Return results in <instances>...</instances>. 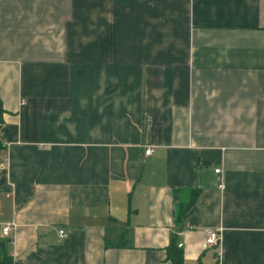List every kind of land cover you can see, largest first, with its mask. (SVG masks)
Listing matches in <instances>:
<instances>
[{"label":"crops","instance_id":"obj_1","mask_svg":"<svg viewBox=\"0 0 264 264\" xmlns=\"http://www.w3.org/2000/svg\"><path fill=\"white\" fill-rule=\"evenodd\" d=\"M7 222L13 264H264V0H0Z\"/></svg>","mask_w":264,"mask_h":264},{"label":"built area","instance_id":"obj_2","mask_svg":"<svg viewBox=\"0 0 264 264\" xmlns=\"http://www.w3.org/2000/svg\"><path fill=\"white\" fill-rule=\"evenodd\" d=\"M151 152V149H147L145 151V154L148 155ZM215 172H219V169L216 168ZM222 187V184H221ZM14 227L13 222H7L0 226V234L3 236H9L11 234V231ZM220 228H209L205 230V245L206 247H215L219 244L220 240ZM60 237H64L66 235V232L64 229H59L58 231Z\"/></svg>","mask_w":264,"mask_h":264},{"label":"trees","instance_id":"obj_3","mask_svg":"<svg viewBox=\"0 0 264 264\" xmlns=\"http://www.w3.org/2000/svg\"><path fill=\"white\" fill-rule=\"evenodd\" d=\"M1 255L0 264H13L12 257L9 253H2ZM168 258L172 264H182L183 262L182 253L177 248L172 249L171 247L168 249Z\"/></svg>","mask_w":264,"mask_h":264},{"label":"rangeland","instance_id":"obj_4","mask_svg":"<svg viewBox=\"0 0 264 264\" xmlns=\"http://www.w3.org/2000/svg\"><path fill=\"white\" fill-rule=\"evenodd\" d=\"M84 37H87V40H112L115 42V27L113 31L109 28L104 35H81V38L84 39Z\"/></svg>","mask_w":264,"mask_h":264}]
</instances>
